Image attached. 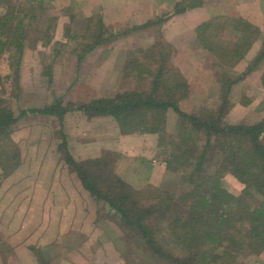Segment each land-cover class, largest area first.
I'll return each instance as SVG.
<instances>
[{
    "label": "trees",
    "instance_id": "16d2710c",
    "mask_svg": "<svg viewBox=\"0 0 264 264\" xmlns=\"http://www.w3.org/2000/svg\"><path fill=\"white\" fill-rule=\"evenodd\" d=\"M27 1L39 3L38 7L45 9V0ZM9 5V1L0 0L4 9L6 6L9 9ZM202 5L203 0H181L170 12L130 29L107 26L100 14L85 16L84 20L76 23L81 31L80 39L84 42V54L98 46L109 47L134 30L157 27L154 43L146 50L137 49L134 55L128 52V58L120 67L121 82L129 77L135 81L130 89H118L117 85L111 94L80 102L66 90L63 94L54 93L51 74L47 73L44 74L46 80L42 91L37 90L39 81H36L31 83V89L29 83V88L23 93L18 74L15 92L5 98L0 97V206L21 197L19 192L24 197L28 195V189L21 186H29L30 178L42 180V185L66 175L65 180L75 190L93 201V208L88 210L93 209L95 226L101 228L104 241L112 242L126 264H238L237 258L248 252L264 253V118L253 124H228L224 121L226 111L232 106L228 102L227 91L233 83L230 80L218 97L214 110L183 111L180 102L188 97L189 84L169 63L170 45L160 32L162 25L174 14ZM65 11L68 22L75 23V14ZM26 16L19 18L13 8L0 12V56L5 51L9 52L13 57L11 64L16 69L20 67L27 46L26 24L23 23ZM29 18L36 21L34 15H29ZM210 20L196 27L198 39L202 42L206 39L204 47L212 48L214 54L224 61L230 56L236 59L245 57L247 69L234 78V82L241 79L243 86H248L245 75L264 60V34L247 20L238 19L229 25L233 27L230 30L235 38L233 41L222 33L227 31L225 21ZM49 21L53 23H48L43 31L47 39L55 29L57 18L51 17ZM69 29L68 24L65 34ZM257 41H260L259 45H254ZM261 82L264 88V73ZM243 88V103L249 104L254 97L250 95L249 87ZM30 91L35 94L33 98H29ZM39 97H44L38 102L42 106L35 103ZM27 101L34 104L27 107ZM20 102L25 106L19 108ZM169 109L180 118L171 135L166 130ZM28 114L52 122L57 131L52 142L39 141L36 144L30 141L28 131L18 132ZM73 114L86 118L111 117L121 134H155L157 147L164 146L167 152L162 158L165 175L167 172H180L181 181L190 188L174 196L158 184L127 182L115 170L123 154L114 150L101 149L95 156L77 158L70 151L64 135L67 118ZM14 134L22 141L17 142ZM58 134L60 138L56 137ZM39 144L43 149L35 154V159L40 162L35 166L32 164L35 168H31L26 164L31 155L29 147L36 145L38 150ZM47 153L51 154L49 158ZM211 161L216 165L210 172L206 165ZM140 165L143 167L136 169L135 176L142 179L149 172L144 171L143 160ZM224 181L230 182L239 193H232L223 185ZM14 188H18L17 191L11 192ZM3 231L5 227L0 221V261L4 264L10 263L6 261L10 259L12 262L21 261L18 255L13 254L8 234ZM58 243L45 247L50 250ZM8 246L13 249L10 259L1 254L2 249ZM29 248L39 264H49L54 256L48 251L39 257L38 248ZM129 251L136 253L135 258Z\"/></svg>",
    "mask_w": 264,
    "mask_h": 264
},
{
    "label": "crops",
    "instance_id": "0c3cea01",
    "mask_svg": "<svg viewBox=\"0 0 264 264\" xmlns=\"http://www.w3.org/2000/svg\"><path fill=\"white\" fill-rule=\"evenodd\" d=\"M180 1L69 0L71 4L69 3L68 6L74 4L84 16L98 13L103 17L105 24L121 25L130 29L163 13L170 12L174 5ZM217 1V11L215 12L213 9L212 11L209 9V4L203 2L202 6L174 14L162 25V34L175 51L174 64L176 66H182L184 69L185 65L192 64L198 57L201 59V56H205L204 62H209L208 53L197 44L194 33L198 25L210 19V21H213L216 16H227V19H224L228 26L227 31L233 29L229 25L241 19L255 25L258 27L259 32L264 34V0ZM213 12L214 14H211ZM134 34L135 32L128 34L120 40L121 42L116 41L109 47H98L99 53L92 56V61L96 63V65L94 63L93 73H91V79H94L93 87L84 82L76 85L73 89L77 94L74 97L76 100L79 101L82 97L80 95L81 90L89 94L87 100L97 97L99 94L102 96L111 94L114 91L119 76L117 64L125 62L126 56L124 53L126 50H130L132 46V43L125 39L141 37ZM153 43L149 41L147 45L140 44L141 46L135 47L145 49ZM259 43L260 41H257L254 45H259ZM118 44H120V51L117 50ZM81 72L84 73L82 70ZM206 73L207 71L202 69L201 74ZM86 97L87 95L83 99ZM82 101L86 100L80 99V102ZM67 120L74 121L73 130H79L81 124L85 126L86 124L98 123L101 126L100 141L95 140V137H91L93 136L92 130L87 135H84V132L80 133L79 136L72 137L75 140L76 149L78 148V151L81 150L83 154L90 156H95L101 148L120 152L123 156L117 161L115 170L127 182L159 185L165 178V168L162 160L156 156V135L150 133L121 134L116 122L108 116L86 118L81 117L79 114H73ZM152 140H156V143ZM131 148L141 153L136 155L131 151L125 153V150L127 152ZM142 160L144 171L149 172V174L141 179L135 175L137 174L136 169L143 167L140 165ZM146 167L148 170H146ZM62 176V178L55 179L53 182H46V179H44L43 181L46 183L36 185L30 190L31 194L29 196L25 195L24 197L21 193V197H18L15 201L0 206V221L5 227L3 232L8 234L9 245L14 249L13 254L21 258L17 257L21 260L19 262L6 260L10 262L7 264H39V260H37L34 252L30 250V246L38 248L37 254L39 257L48 251L54 253L49 264H52L56 255L59 256L57 264H125L112 242L106 238V241H104V234L100 228L95 226V218L92 215L93 209L88 210L93 208V201L79 190H75L65 180L66 175ZM13 232L14 234L11 235ZM60 236L63 238H60ZM54 242L59 243L49 250L47 245ZM0 264L4 263L0 261Z\"/></svg>",
    "mask_w": 264,
    "mask_h": 264
},
{
    "label": "rangeland",
    "instance_id": "374dc122",
    "mask_svg": "<svg viewBox=\"0 0 264 264\" xmlns=\"http://www.w3.org/2000/svg\"><path fill=\"white\" fill-rule=\"evenodd\" d=\"M7 1H9L10 3L9 9L7 6L6 7L4 6L5 9L0 6V12H4L5 10H10L11 8H13V11L17 12L19 18H23L21 16L27 15L23 21L24 25L26 24L25 28L27 30L26 32L27 46H26V50L23 53L20 67L18 69H16L15 65L11 64V62H13V57L12 55L9 56V52L5 51L0 56V78H1L0 97L5 98L7 97V95H9V93L15 92V87H16L15 84L17 82L16 77L18 74H19V85L20 88L24 90L22 91L23 93L27 88H29L27 87L29 83L31 89V83H35L36 81H39L37 90L42 91L43 88L41 87L46 80L44 76L45 73L51 74V78L54 83V86L52 87L54 93L63 94V91L66 90L67 92H69L68 94H70V96L73 99H75L74 97L75 95H77L73 91L76 85L84 82L92 86L94 79L93 78L91 79L92 76L91 73H93L94 63H95L94 61H92V56L99 53L98 50L99 46L96 47L94 50L90 51L89 53L84 54V52H82L83 49L82 43L84 42H82V40L80 39L79 34L81 31L77 29L78 26L76 23H80V19L84 20L85 16L83 15V13L78 8H76L74 4L68 6V4L70 3L69 0H54L53 3L51 2V0H45V3L43 5L45 6L46 10L42 9L43 6L38 7L39 3L36 2L32 3V2H28L27 0H7ZM203 2H205L207 5L208 4L210 5L209 9H211V11L212 9L214 10V12L217 11V5H218L217 0H203ZM66 9L68 11L70 10L69 11L70 14H75V18H76L75 23L68 22L67 17L64 14V12H66L65 11ZM26 12H29V14H27ZM214 12L211 14H214ZM95 14L98 13H94L92 15ZM29 15H34L36 17V21L34 20L32 22L31 19L29 18ZM51 17L57 18V22L55 29L51 33L50 38L47 39L46 36L43 35V31L48 23L49 24L53 23L49 21ZM218 17L219 18L213 21L221 22V21H225L224 20L225 18L227 19V16L219 15ZM44 19L46 21L45 24L42 25ZM68 24L70 29L67 32L69 33L67 34L66 32L65 34V29H67ZM105 25L114 26V25H110L109 23ZM225 25H226V21H225ZM115 26L122 28L125 27L121 25H115ZM226 27L228 26L226 25ZM156 28L157 27L155 26H149L145 29L134 30L135 32L134 35H140L141 37L133 38V39L132 38L125 39L132 43L131 49L126 50V52L124 53L126 58H128L127 57L128 52H132L131 55H134V52L137 49H143L135 46H141L140 44L147 45L149 41L153 43L157 38ZM160 32L161 35L163 36L161 30ZM222 33L224 34V37H226L227 39L233 38V36H231L230 31H226V32L222 31ZM204 34H206V32ZM194 35L196 37L197 44H199V46L204 48L205 51L208 53L209 55L208 63L204 62L205 56H201V59L199 57L196 58L192 64L185 65L186 67H184L183 69L182 66L179 67L174 64L175 51L172 48V46L169 47L170 52L168 51V54H170L169 63L172 66H175L179 70L181 75L185 78V80L189 84L188 97H186L180 102V106L182 110L188 113H198L197 111L206 112L209 110H214L217 106L216 103L218 101V97L221 95L222 91L226 89V87L228 86L227 82L230 80L233 83L230 86H228L227 91H228V102H231L232 106L229 107L228 110L226 111V114L224 116V121L228 124H253L262 120L264 118V88L261 82V77L263 76L264 73V60H261L257 66L252 68L250 72L245 75V79L247 80L248 86H243V81L241 79L234 82V78L238 77L241 73H243L247 69L248 61L245 59V57H242L241 59H236L233 56H230V59L224 61L223 58L219 57L217 54H214L212 48L208 49L204 47L203 42L206 39H203V42L200 41L198 39L196 29ZM234 40L235 38H233V41ZM165 42L167 41L165 40ZM212 46L214 47L215 44H213ZM146 49L147 48H145L144 50ZM215 49L217 48L215 47ZM117 50L119 51L121 50L120 44H118ZM102 54L106 55L103 52ZM79 56H81L82 58L79 59ZM122 64L123 63L117 64L119 68V74H118L119 76L115 88H117L118 85V89H130L131 87L134 86L135 81L132 77H129L124 79L123 82H121L122 74L120 71V67L122 66ZM202 69L206 70L207 73L202 75L201 74ZM81 70L84 73H82ZM87 76L89 77L86 78ZM243 87H249V90L251 92L250 95H253L254 97L253 100L251 99L249 104L243 103L241 97L242 91L244 89ZM85 92L86 91L84 92H82V90L80 91V95L82 96L80 97V99L87 100V98H89V94H86ZM29 95H31L29 98H33L35 96L34 92L32 91H30ZM85 95H87V97L83 99ZM99 95L97 97H99ZM43 99L44 97H39V100L35 103H38ZM23 102H20L19 108L25 105L29 107L34 104L33 101L32 102L27 101L25 105ZM37 105L42 106V103L40 104L38 103ZM260 107H263V109L260 110ZM35 117H40V116L33 117L32 114H28L26 117H24L23 118L24 124L21 126V128L18 129V132H22V130H25L26 132L28 131L27 134L31 138V140L30 139L29 140L31 142L35 141L36 144L39 141L49 142V143L52 142L57 132L52 122H50L47 118L44 117L42 118H35ZM179 120L180 118L171 109H169L168 122L166 128L167 133L169 135H171L174 132L175 130L174 124L176 123V121ZM73 123L74 121L68 120L67 124L70 125L67 126L66 124V127L64 128V135L68 140L70 151L77 158L92 157L90 155L83 154L81 150L78 151L77 150L78 148L76 149L75 146L76 144L75 140L72 137H76L77 135L79 136L80 133L82 134L84 132H85L84 135H87L90 133V130H92L93 136L91 137H95V140H99L101 133L100 130L102 129L101 126L98 123L97 124L91 123L90 125L86 124L85 126H82L81 124L79 130H73L74 128V126L72 127ZM94 130L95 132L96 131L97 132L95 133ZM60 136L61 135L58 134L56 137L60 138ZM13 137L17 142L22 141V138L20 136H16L14 134ZM152 141L156 143V140H152ZM31 146L29 147V150L31 151V155H29V160L26 161V164L31 165L30 166L31 168H35L33 167L35 166V163L39 164L40 162V160L35 159V154L37 155L41 152L40 150L43 149V145L39 144L38 150L36 145H33V147ZM156 150H157L156 156L162 160V158L166 156L167 153V152L165 153L164 146L159 148L157 147ZM129 151L135 153V155L141 153L140 151L137 152L132 148L127 150V152L125 150V153H128ZM97 154L98 152L95 155ZM50 156L51 154L47 153V157L49 158ZM46 161L47 160H45V162ZM215 165L216 162L211 161L206 165V168L208 171L211 172L215 168ZM30 180L32 182L29 181V186L27 185L21 186L24 187V189H28L29 191L28 196L31 194L30 187H35L36 184L40 185L41 184L40 181H42L36 178L34 179L30 178ZM223 185H225L232 193L234 194L239 193V190L235 186H233L230 182L228 183L224 181ZM159 186L165 191L170 192L174 196H177L181 192L188 190L190 188L188 184L183 183V181H181L180 172H176V173L167 172L165 178L162 180ZM16 189L18 188L12 189L11 192L12 191L16 192L17 191ZM11 249L12 248L10 246H8V248L2 249L1 251L2 256L7 259L13 257L10 254ZM128 253L131 254L132 258H135L134 256L136 255V253L134 251L133 252L129 251ZM54 259L55 260L52 262V264H57L59 262V256L56 255ZM123 262L126 264L125 260H123ZM237 263L264 264V253L257 255L248 252L245 256L238 257Z\"/></svg>",
    "mask_w": 264,
    "mask_h": 264
}]
</instances>
